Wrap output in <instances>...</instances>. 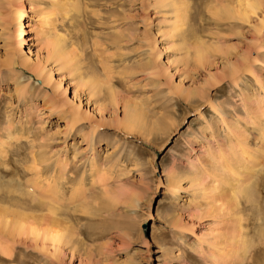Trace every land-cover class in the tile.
I'll return each mask as SVG.
<instances>
[{"label": "rangeland", "instance_id": "1", "mask_svg": "<svg viewBox=\"0 0 264 264\" xmlns=\"http://www.w3.org/2000/svg\"><path fill=\"white\" fill-rule=\"evenodd\" d=\"M252 2L0 0V264H264Z\"/></svg>", "mask_w": 264, "mask_h": 264}, {"label": "bare ground", "instance_id": "2", "mask_svg": "<svg viewBox=\"0 0 264 264\" xmlns=\"http://www.w3.org/2000/svg\"><path fill=\"white\" fill-rule=\"evenodd\" d=\"M257 1V0H256ZM256 5L257 4H254L253 2L251 3V0H238V6H239V10H241V11H243L244 13H242V16L243 17H247V14H248V11H253V10H256ZM258 7V6H257ZM71 8V7H70ZM72 9H73V7H72ZM71 9V10H72ZM20 18H26L27 17V13L26 12H24V11H21V13H20V16H19ZM48 21V20H47ZM46 23V22H45ZM27 28H29V25H28V22H25V21H22L21 23H19V25L17 26V28H16V31H18V33H16V38H17V41H18V43L20 44V46H23V45H26L27 44V41H28V39H27V37L25 36L26 34H27V32H26V29ZM15 54V53H14ZM261 173V172H260ZM259 174V173H258ZM262 174V173H261ZM264 174V173H263ZM263 178V177H262ZM256 180V179H255ZM258 180V179H257ZM262 180V179H261ZM253 182V181H252ZM243 185V184H242ZM263 186L264 187V180H263V182H261V183H259V182H255V184L253 185V186H251V187H247L246 189H244V187L243 186H241V187H237L238 189L237 190H235V192H236V194L237 195H242L244 198H245V200H246V202L247 203H249V204H251V205H253V207H255L254 209L256 210V212L258 211L257 209L258 208H256V203H257V196H256V188H258V186ZM247 186V185H246ZM261 191V190H260ZM263 191V190H262ZM259 195V194H258ZM55 199V198H54ZM237 199V198H236ZM50 205H52V203L51 204H47V206H48V212L47 213H49V215H53V217L55 216V219L57 218V215H61V213L59 212V210L57 209V208H54L53 206L52 207H50ZM62 209V208H61ZM47 211V210H46ZM8 213V212H7ZM16 214H18V213H16ZM25 213H23V214H18L19 215V217H21L20 219L22 220V218H25V219H27L28 217L27 216H25L24 215ZM2 215V214H1ZM9 215V214H8ZM11 215V214H10ZM48 215V214H47ZM46 215V216H47ZM49 215H48V217H49ZM52 215H51V217H52ZM72 215V214H71ZM35 216V215H34ZM17 217V216H16ZM29 217L31 218L32 216L31 215H29ZM51 217H50V219H51ZM69 217H70V215H69ZM7 219V218H6ZM9 219V218H8ZM38 219H39V217H38ZM49 219V220H50ZM54 219V218H53ZM51 220V224H54V226L56 227V224L57 225H59L60 226V224H61V222H59L58 220L56 221V220ZM73 219V218H72ZM261 220V222L263 221V219H262V216L260 217V215H258V218H257V220ZM33 220V219H32ZM258 220V221H259ZM28 221V220H27ZM35 221V220H34ZM49 222V221H48ZM64 223V222H63ZM66 223V222H65ZM262 223H264V221L262 222ZM5 224V223H4ZM13 224V223H12ZM17 224V229H19V230H21V229H23V224H22V222H18V223H16ZM48 225V224H47ZM7 225H5V227H6ZM51 226V225H50ZM239 226V225H238ZM61 227V226H60ZM8 228H9V223H8ZM37 228V227H36ZM5 229V228H4ZM10 229H11V227H10ZM6 230V229H5ZM35 230V229H34ZM67 230V229H66ZM7 231H9V229L7 230ZM32 231V230H31ZM48 230H46V232H45V234H44V239L46 240V241H49L50 242V244H51V246L52 247H54V248H56L57 246H58V248H60L59 246H60V244H63V242H67V239H68V242H69V238H71L72 236H69L70 234L72 235V233H70V232H68L67 233V231H66V233H59V231L57 232L56 230H50V231H48ZM61 231V230H60ZM19 232V231H18ZM16 233H17V231H16ZM34 233H36L37 234V232L36 231H34ZM39 233V232H38ZM19 234V233H18ZM18 234H17V236H18ZM40 234V233H39ZM238 234V233H237ZM258 234V233H257ZM261 234H262V232H261ZM264 234V233H263ZM259 236H260V234H259ZM69 237V238H68ZM244 238V237H243ZM239 240H240V236H239ZM244 240V239H243ZM248 240V239H247ZM252 240V239H251ZM259 240V239H258ZM70 242H71V240H70ZM241 242V241H240ZM243 242V241H242ZM239 243V242H238ZM244 243V242H243ZM252 244V243H251ZM244 247H243V249L244 248H246V247H249V249H251L250 248V244L248 245V242H245L244 244ZM242 245V246H243ZM242 249V251H243V253H245V254H247V252H244V251H246L245 249L243 250ZM238 250V251H237ZM236 251H235V253H236V255H237V257L240 255V254H238L239 253V249H237ZM242 251H240V252H242ZM5 253V252H4ZM245 254H244V256H245ZM242 255V254H241ZM240 255V256H241ZM239 256V257H240ZM243 256V257H244ZM242 258V257H241ZM244 259V258H243ZM246 261V260H245Z\"/></svg>", "mask_w": 264, "mask_h": 264}]
</instances>
